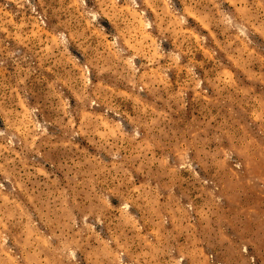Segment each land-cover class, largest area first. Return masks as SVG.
<instances>
[{
    "label": "rangeland",
    "instance_id": "1",
    "mask_svg": "<svg viewBox=\"0 0 264 264\" xmlns=\"http://www.w3.org/2000/svg\"><path fill=\"white\" fill-rule=\"evenodd\" d=\"M0 264H264V0H0Z\"/></svg>",
    "mask_w": 264,
    "mask_h": 264
}]
</instances>
